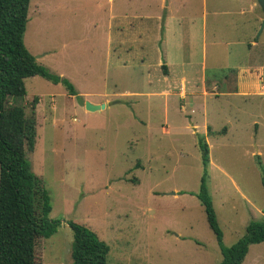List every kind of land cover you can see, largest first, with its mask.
I'll list each match as a JSON object with an SVG mask.
<instances>
[{"label":"rangeland","instance_id":"1","mask_svg":"<svg viewBox=\"0 0 264 264\" xmlns=\"http://www.w3.org/2000/svg\"><path fill=\"white\" fill-rule=\"evenodd\" d=\"M253 3L256 12L248 10ZM260 11L257 0H29L26 48L75 89L70 95L61 83L27 77L18 102L35 117L27 157L48 193V217L61 221L38 238L37 264L72 263L69 221L109 245L106 264H218L220 246L196 196L199 137L208 146L207 186L222 244L264 218L256 160L264 166V93L213 101L197 88L193 129L178 110L179 65L169 79L160 66L164 56L193 67L203 60L207 79L234 80L254 58L251 39L264 52ZM86 102L106 106L90 111ZM214 104L209 127L203 111ZM243 264H264V242L250 246Z\"/></svg>","mask_w":264,"mask_h":264},{"label":"trees","instance_id":"2","mask_svg":"<svg viewBox=\"0 0 264 264\" xmlns=\"http://www.w3.org/2000/svg\"><path fill=\"white\" fill-rule=\"evenodd\" d=\"M28 6L29 0H0V264H37L38 238L50 237L61 222L48 217V193L27 157L35 148L36 120L19 104L26 93L24 79L38 75L75 94L71 82L38 63L26 48ZM36 101H32L33 110ZM198 147L203 172L196 196L220 246L218 264H243L250 245L264 242V218L248 221L244 235L230 246L222 244L223 233L207 186L208 146L200 137ZM256 160L264 187V166L258 155ZM67 225L73 237L71 264H106L109 245L84 225L73 221Z\"/></svg>","mask_w":264,"mask_h":264},{"label":"crops","instance_id":"3","mask_svg":"<svg viewBox=\"0 0 264 264\" xmlns=\"http://www.w3.org/2000/svg\"><path fill=\"white\" fill-rule=\"evenodd\" d=\"M250 11L256 12L255 3L251 4L249 7ZM241 12H244L243 9H241ZM259 23L263 19V14L260 11L257 14V17H255ZM166 21V18L165 20ZM258 42L254 39H251L247 46L249 47L250 52H254V58L250 59L249 63L245 66H241L237 70V76L234 80L231 78H228L226 75L223 77V84H221V81L219 79L213 78V79H207V76L205 74V64L202 60L201 64L197 63L199 67H193L191 62L184 63L181 60H177V63L175 61H169L167 57H163L161 62V67L163 69L164 73V79L172 78L174 75V72L177 71V65H179L180 71L184 73L185 71L189 70L190 75H183L182 73H178L177 77H179L180 81V87L178 91L179 96V102H178V110L180 113L186 114L191 123L188 125V127H191L193 129H197L198 125L195 122V118L192 117L193 114H195L197 108L195 107L196 101L198 100L196 91L201 90V95L206 98L208 96L214 97L212 98L213 101L219 100L220 95L230 96V95H237V96H260L264 93V52L257 46ZM263 55V56H262ZM204 57V56H203ZM197 66V65H196ZM183 68V69H181ZM199 69V70H198ZM176 70V71H175ZM177 73V72H176ZM189 77V78H188ZM187 85L190 89H193L192 91L186 92ZM166 87V86H165ZM170 92H168L167 89L161 90L159 94H163L165 97V108L168 106V96ZM196 96V97H195ZM104 104V103H103ZM106 106V104H104ZM104 106V107H105ZM217 105L214 104L210 108V110L203 111L204 120L203 124L206 126L209 125V115H212L213 111L216 113V110L214 107ZM240 111V109H238ZM221 111V108H218V112ZM208 112V115L206 114ZM254 129H258V122L256 120H253ZM164 131L168 132V129H165ZM197 132V130H195ZM228 131V129H227ZM259 244V243H258ZM257 245V244H252ZM250 245V246H252ZM250 251V247L248 250V253ZM247 253V255H248ZM246 255V256H247ZM246 259V257H245ZM244 259V261H245ZM243 261V263H244Z\"/></svg>","mask_w":264,"mask_h":264},{"label":"water","instance_id":"4","mask_svg":"<svg viewBox=\"0 0 264 264\" xmlns=\"http://www.w3.org/2000/svg\"><path fill=\"white\" fill-rule=\"evenodd\" d=\"M258 5L261 8L262 14H263V20H262V26L264 24V0H257ZM86 109L90 110V111H94V110H98L100 108H103L105 105L101 104V105H96V104H92L90 102H86Z\"/></svg>","mask_w":264,"mask_h":264}]
</instances>
